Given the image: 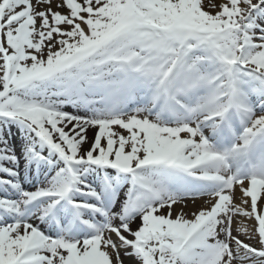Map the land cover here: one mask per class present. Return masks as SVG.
<instances>
[{
    "label": "snow or ice",
    "instance_id": "snow-or-ice-1",
    "mask_svg": "<svg viewBox=\"0 0 264 264\" xmlns=\"http://www.w3.org/2000/svg\"><path fill=\"white\" fill-rule=\"evenodd\" d=\"M0 264H264V0H0Z\"/></svg>",
    "mask_w": 264,
    "mask_h": 264
},
{
    "label": "bare ground",
    "instance_id": "bare-ground-1",
    "mask_svg": "<svg viewBox=\"0 0 264 264\" xmlns=\"http://www.w3.org/2000/svg\"><path fill=\"white\" fill-rule=\"evenodd\" d=\"M237 194L239 195V193H237ZM187 210H188L189 212H190V211H194V210H195V206L189 204V207H188Z\"/></svg>",
    "mask_w": 264,
    "mask_h": 264
}]
</instances>
